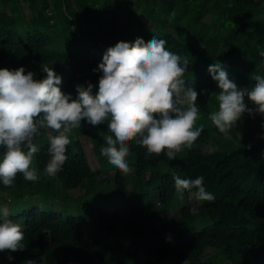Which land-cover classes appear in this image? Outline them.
<instances>
[{
	"label": "trees",
	"instance_id": "obj_1",
	"mask_svg": "<svg viewBox=\"0 0 264 264\" xmlns=\"http://www.w3.org/2000/svg\"><path fill=\"white\" fill-rule=\"evenodd\" d=\"M137 37L145 43L163 39L166 50L189 60L182 79L198 92L194 130L202 125L201 135L174 160L163 153L145 158L146 149L130 141L126 162L133 168L125 176L101 155L99 133L111 134L107 122L93 127L81 121L54 178L68 189L96 181L100 170H112L101 179L114 180L122 205L108 209L95 199L83 202L94 217L93 233L87 215L70 212L66 203L56 208L54 200L24 201L8 208L7 218L21 225L26 247L0 252V264H264V114H243L230 131L231 139L225 138L209 119L218 110L211 94L219 90L208 72L219 62L241 88L253 87L255 75L264 76V58L258 54L264 51V0H0V68L24 67L43 79L41 65L47 64L61 76L62 92L73 99L76 85L87 82L94 85L95 95L102 72L93 69L103 54L117 42ZM244 102L256 107L247 97ZM79 133L88 134L97 168ZM210 142L216 147L204 149ZM35 143L40 149L35 163L44 171L50 158L44 128ZM174 175L192 180L203 176L215 199L196 200L195 188L181 195ZM35 183L33 191L39 185ZM26 184L18 174L14 186L0 182V190L17 188L22 195L32 190ZM151 198L149 210L146 200ZM1 207L0 220L5 215ZM145 219L160 229L148 228ZM123 226L129 231L127 242L110 235Z\"/></svg>",
	"mask_w": 264,
	"mask_h": 264
},
{
	"label": "clouds",
	"instance_id": "obj_2",
	"mask_svg": "<svg viewBox=\"0 0 264 264\" xmlns=\"http://www.w3.org/2000/svg\"><path fill=\"white\" fill-rule=\"evenodd\" d=\"M165 44L156 37L147 43L142 37L134 42H117L93 69L102 72L98 91L93 95L91 82L87 86L78 84L75 99L62 92L61 76L47 64L41 65L46 73L43 79H35V74L26 73L24 67L0 68V182L12 187L18 174L26 181L39 179L38 169L32 166L34 154L40 151L34 141L45 127L55 133L48 136L50 158L44 171L49 176L62 170L67 160L66 146L81 121L93 127L107 122L111 134L99 133L104 141L101 155L125 175L131 172L126 162L130 141L146 149L145 158L163 153L174 160L185 148L190 150L203 131L202 125L194 130L198 92L182 79L189 60L166 50ZM258 54L264 58V51L258 50ZM208 72L219 90L211 94L218 110L211 112L209 119L225 138L231 139L230 131L243 114H264V76L255 75L253 87L241 88L219 62L210 65ZM245 97L256 105L254 109L247 107ZM173 179L181 195L195 188L196 200L215 199L206 191L203 176L192 180L174 175ZM25 247L21 225L7 218L5 212L0 220V252L23 251ZM24 264L36 262L26 260Z\"/></svg>",
	"mask_w": 264,
	"mask_h": 264
},
{
	"label": "rangeland",
	"instance_id": "obj_3",
	"mask_svg": "<svg viewBox=\"0 0 264 264\" xmlns=\"http://www.w3.org/2000/svg\"><path fill=\"white\" fill-rule=\"evenodd\" d=\"M263 131H264V125ZM46 131L47 137L49 134H53L51 129H48L47 127L44 128ZM74 130L70 138L74 136ZM79 138L85 146L87 147L89 151V159L93 165H96L95 168L98 167V156L93 152L92 149V143L91 140L86 133H79ZM35 142V141H34ZM216 147V144L214 142L206 143L203 148L206 150H212ZM33 167L38 169L39 172V179L37 180L39 185L36 188L35 191H33L35 182L26 181V188L30 186L31 189L25 190V192H22V195H19V191L17 188H7V189H1L0 190V197L1 199V209L5 213L8 212V208H13L15 205L23 204L25 202H31L36 203L38 201L40 202H50V200H54L53 205L58 208L59 204L62 203L66 207H68L69 211L72 213H82L84 215H87V221L89 225L90 233H93V221L94 217L90 215V211L87 209H84L82 207V203L85 201H89L90 199H95L100 205L108 208V209H115L117 207H120L122 205V197L120 192L117 190V187L115 185L114 180L110 177L101 179L102 177L110 176V172L100 170L97 176V180L92 183H86L81 186L75 187V188H68L64 189L62 185V181L58 178H54V176H49L45 173V171L39 169L35 163V158L33 157ZM132 171V165H129ZM130 176V173L125 175ZM31 183V185H29ZM127 190L128 192L131 189L130 181L127 183ZM193 199V196L191 197ZM25 201V202H24ZM153 199L146 200V206L149 207V210L153 208ZM183 199L180 200V203L182 204ZM179 203V204H180ZM124 208L122 207V210ZM178 213V210L173 209V216ZM146 226L148 228H158L156 225L151 224L147 222V219H145ZM110 235L112 238L116 240H120L123 242H127L129 239V231L126 226L118 227L110 231ZM172 235V234H171ZM172 239V246L175 249H178L179 243L176 238V235L171 236ZM212 248L208 247L207 252H210ZM165 261V260H164Z\"/></svg>",
	"mask_w": 264,
	"mask_h": 264
}]
</instances>
